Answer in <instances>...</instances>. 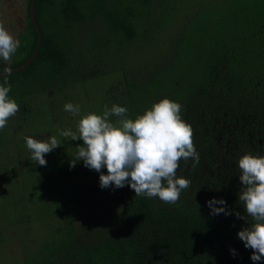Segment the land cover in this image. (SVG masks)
I'll return each instance as SVG.
<instances>
[{
    "label": "trees",
    "instance_id": "obj_1",
    "mask_svg": "<svg viewBox=\"0 0 264 264\" xmlns=\"http://www.w3.org/2000/svg\"><path fill=\"white\" fill-rule=\"evenodd\" d=\"M31 1L27 0L20 46L10 64L0 65V73L18 68L34 55L38 31L30 15ZM56 2L35 0L41 43L28 65L6 77L15 101L21 95L17 88L30 95L35 85L70 97L66 89L96 79L101 67L111 65L94 58L83 65L86 56L73 58L75 54L69 53L65 42L74 41L84 12L105 23L119 42L155 40L153 30L164 28L171 35L164 42L172 43L165 62L144 78L123 73L121 89H111V107H125L127 118L135 119L163 98L180 103L200 161L195 168L192 159L180 161L177 177L191 183L175 204L135 196L128 185L102 189L100 173L83 161L72 167L81 175L71 185L64 182L69 170L61 159L55 162L53 183L51 166L35 168L39 176L32 178L41 194L37 198L43 200L42 208L50 206L47 219L53 225L45 229L39 244L10 263L264 264V258L250 259L252 250L238 237L253 223L238 198L242 188L238 161L245 154L264 156V0H62L59 13L54 10ZM154 4L157 14L151 13ZM183 6L191 18L170 32L168 26ZM144 15L152 17L151 24L144 23ZM138 17L143 21L137 23ZM73 26L76 29L70 32ZM111 66L112 73L122 74L121 67ZM4 79L5 75L0 77V84ZM101 171L107 174L106 168ZM213 198H222L232 214L211 215L206 202ZM10 204L15 210L16 203ZM236 212L245 219L237 218ZM84 217L88 228L77 223ZM24 235L29 236L15 234L19 239ZM6 238L0 233V252Z\"/></svg>",
    "mask_w": 264,
    "mask_h": 264
},
{
    "label": "rangeland",
    "instance_id": "obj_2",
    "mask_svg": "<svg viewBox=\"0 0 264 264\" xmlns=\"http://www.w3.org/2000/svg\"><path fill=\"white\" fill-rule=\"evenodd\" d=\"M61 1L57 0L55 4L56 13H59ZM26 5L27 0H0V22L18 40L26 27ZM156 6L157 4H154L151 8L152 14H157L158 10L154 8ZM181 9L182 13L175 17L168 26L170 32L191 18L190 14L185 13L187 6H183ZM83 16V22L76 24L78 31L74 33L76 36L74 41L70 42L68 39L65 42L68 44L69 53L75 54L73 58L77 56L85 58L86 56V59H81L83 65L89 62L91 64L93 58L102 59L103 62L111 63L116 69L121 67L122 74L117 73L118 71L112 73L111 65L103 66L98 72L100 76L96 79L84 85L80 84L82 86L75 85L72 91L66 89L71 94L70 97L66 98H63L61 94L41 91L35 88L36 85L30 89V95L27 92L23 94L20 88H17L21 93L19 102L21 101L29 112L24 115L21 114L19 122L14 121L16 115L13 116L14 119L7 121L6 127L0 130V196H3L0 202V233L2 236L4 234L7 236L5 249L0 252V257L3 259L0 264H16L10 263V261L21 258L28 249L31 250V247L36 243L39 244L40 239L45 234V229L53 225L52 221L47 219V215H51L50 206L41 207L43 200L37 198V193L39 194L40 190L32 178V176H39V172L35 168L44 166L36 165L32 161L31 152L27 149L24 138L31 136L34 139L43 140L49 136L57 137L61 141V146L45 155L46 166L52 168L51 181L53 183L57 180L54 173L55 162L61 159L69 170L63 175L64 182L66 185H71L81 175V172L77 173L72 170L70 164L77 154V145H82L83 141L65 139L60 136V132L67 129L76 131L78 120L85 114L102 115L106 106L111 108V89H121L122 84L120 82L123 81V73L135 78H144L150 71H155L156 67L165 62V58L171 50L172 43L164 42L165 39L169 41L171 35L167 34L164 28L159 31L153 30L155 40L142 42V44L124 40L119 42L115 35L108 33L105 23L96 19H89L92 16L89 11L84 12ZM151 18L144 15V23L151 24ZM143 20L140 17L136 19L137 23ZM76 27H71L70 32H73ZM70 35L72 36V34ZM11 61L12 58L8 62L0 60V65H8ZM8 95L9 98L16 99V95ZM117 96H121V92H118ZM66 103L80 105V116L74 117L71 113L66 112L64 110ZM11 202L16 203L14 204L15 210H12ZM3 203L9 209L4 210L5 205ZM40 209H44V211L41 212ZM77 219L79 225L81 224L85 228L89 227V225L86 226L85 217L83 220ZM18 232H27L29 236H20L19 239L15 236Z\"/></svg>",
    "mask_w": 264,
    "mask_h": 264
},
{
    "label": "clouds",
    "instance_id": "obj_3",
    "mask_svg": "<svg viewBox=\"0 0 264 264\" xmlns=\"http://www.w3.org/2000/svg\"><path fill=\"white\" fill-rule=\"evenodd\" d=\"M20 42L0 22V60L8 62L16 54ZM0 84V130L6 127L10 117L15 116L20 106L9 98L11 86L7 76ZM64 110L74 117L80 116V105L66 103ZM182 105L168 98L154 103L135 119L127 118V108L113 104L105 107L103 114L88 113L80 117L77 130L67 129L60 136L71 141L82 140L71 167L83 161L85 167L100 173L99 185L103 188L128 185L135 196L158 197L168 204H175L181 192L190 186V180L177 177L180 161H194L195 168L200 161L199 152L193 142V129L181 118ZM118 119L113 122L110 117ZM26 147L35 164L46 166L45 155L61 146L55 136L38 140L26 136ZM239 180L242 188L238 194L244 210L253 223L238 232L246 249H251L250 259L254 262L264 258V156L243 155L238 161ZM106 168L107 174L101 169ZM210 214H232L226 202L213 198L206 202ZM222 205L216 207V205ZM237 218L245 219L239 212ZM235 254V250H230Z\"/></svg>",
    "mask_w": 264,
    "mask_h": 264
},
{
    "label": "water",
    "instance_id": "obj_4",
    "mask_svg": "<svg viewBox=\"0 0 264 264\" xmlns=\"http://www.w3.org/2000/svg\"><path fill=\"white\" fill-rule=\"evenodd\" d=\"M34 3H35V0H32L31 1V4H30V15H31L32 21H33V23L35 25V28L38 31V43H37V47L35 49L34 55L27 62H25L23 65L19 66L16 69H12L11 71H14V70H17V69H21V68L25 67L26 65H28L30 63V61L33 59V57L36 55V53L38 51V48H39V45L41 43V32H40V29H39V27L37 25V22L35 20V15H34ZM3 75H5V72L0 73V77L3 76Z\"/></svg>",
    "mask_w": 264,
    "mask_h": 264
},
{
    "label": "flooded vegetation",
    "instance_id": "obj_5",
    "mask_svg": "<svg viewBox=\"0 0 264 264\" xmlns=\"http://www.w3.org/2000/svg\"><path fill=\"white\" fill-rule=\"evenodd\" d=\"M19 106H20V110H19V112L16 114V116H15V119L14 118H12V117H10L9 119H8V121H10V119H14V121H17V122H19L20 121V116H21V114L22 115H24L25 113H26V110H27V108H26V106H24V105H20V104H18ZM22 118V117H21Z\"/></svg>",
    "mask_w": 264,
    "mask_h": 264
}]
</instances>
